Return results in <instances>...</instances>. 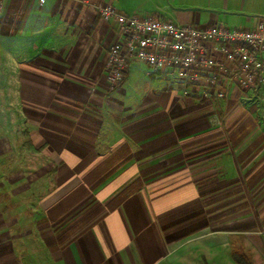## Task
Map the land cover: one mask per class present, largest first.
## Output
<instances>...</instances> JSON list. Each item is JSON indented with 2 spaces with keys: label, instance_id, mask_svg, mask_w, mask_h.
I'll return each mask as SVG.
<instances>
[{
  "label": "crops",
  "instance_id": "crops-1",
  "mask_svg": "<svg viewBox=\"0 0 264 264\" xmlns=\"http://www.w3.org/2000/svg\"><path fill=\"white\" fill-rule=\"evenodd\" d=\"M106 4L264 20V0H0V264H264V128L240 103L264 86L205 97L136 59L111 84Z\"/></svg>",
  "mask_w": 264,
  "mask_h": 264
},
{
  "label": "built area",
  "instance_id": "built-area-1",
  "mask_svg": "<svg viewBox=\"0 0 264 264\" xmlns=\"http://www.w3.org/2000/svg\"><path fill=\"white\" fill-rule=\"evenodd\" d=\"M100 12L114 17L120 37L107 53L111 84L124 78L127 62L147 64L150 73H170L174 78L203 89V95L224 97L232 81L243 87L264 86V20L253 29L181 25L171 19L127 14L112 4Z\"/></svg>",
  "mask_w": 264,
  "mask_h": 264
},
{
  "label": "rangeland",
  "instance_id": "rangeland-1",
  "mask_svg": "<svg viewBox=\"0 0 264 264\" xmlns=\"http://www.w3.org/2000/svg\"><path fill=\"white\" fill-rule=\"evenodd\" d=\"M174 86H175V89L178 88V85L176 84V82H175ZM0 92H2V91H0ZM1 95L2 94H0V97H1ZM240 103L243 105L242 108L245 109V113H244L245 115H252L253 114L255 117L258 118L257 119L258 122L256 123L255 127L256 128H260V127L264 128V119L260 115V114H262V109L264 108V106H263V104H264V89H261V90L259 89V90H256L255 92L240 96ZM226 114H227V111H226ZM220 125L223 127V129L229 130V129L234 128V127H228L229 124L226 122L225 117L223 118V121ZM224 175L225 174H222V176H224ZM261 217L258 219L260 227L264 226V216L261 215ZM228 222H229V218H223V225H224L223 228L229 227ZM226 257H227V259L234 260V258H233L234 256H232L231 254H228V256H226Z\"/></svg>",
  "mask_w": 264,
  "mask_h": 264
},
{
  "label": "trees",
  "instance_id": "trees-1",
  "mask_svg": "<svg viewBox=\"0 0 264 264\" xmlns=\"http://www.w3.org/2000/svg\"><path fill=\"white\" fill-rule=\"evenodd\" d=\"M234 257L239 262V264H253L251 261L250 254H247L243 249H238L234 252ZM201 264H209L206 259L203 260Z\"/></svg>",
  "mask_w": 264,
  "mask_h": 264
}]
</instances>
